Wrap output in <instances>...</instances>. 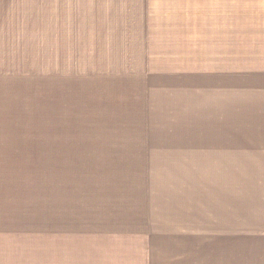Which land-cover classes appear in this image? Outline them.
Returning a JSON list of instances; mask_svg holds the SVG:
<instances>
[{
	"label": "rangeland",
	"instance_id": "1",
	"mask_svg": "<svg viewBox=\"0 0 264 264\" xmlns=\"http://www.w3.org/2000/svg\"><path fill=\"white\" fill-rule=\"evenodd\" d=\"M181 19H264V0H0V264H97L108 231L136 220L123 201L140 197L139 181H199L161 168L147 136L108 138L110 74L136 68V40L153 21L173 33ZM108 181L125 194L113 209ZM238 221L234 234L153 227L150 245L158 259L264 264V153L241 155Z\"/></svg>",
	"mask_w": 264,
	"mask_h": 264
},
{
	"label": "crops",
	"instance_id": "2",
	"mask_svg": "<svg viewBox=\"0 0 264 264\" xmlns=\"http://www.w3.org/2000/svg\"><path fill=\"white\" fill-rule=\"evenodd\" d=\"M181 20L185 23L173 33L170 27L155 30V21L150 22L153 28L143 33V42L136 40L142 61L135 57V69L110 74L117 90L108 99L114 114L108 117L113 128L108 138L114 129L122 131L117 137L147 136L152 155L167 157L159 158L161 168L195 170L200 179L139 181L140 197L123 201L137 210L136 220L108 231V259L97 264H240L197 256L203 252L158 259L150 245L153 227L168 234L240 233L241 155L264 153V19ZM131 105L140 117L128 111ZM110 183L113 209L112 202L120 201L113 196L125 194L114 192ZM130 242L141 246L129 250Z\"/></svg>",
	"mask_w": 264,
	"mask_h": 264
}]
</instances>
